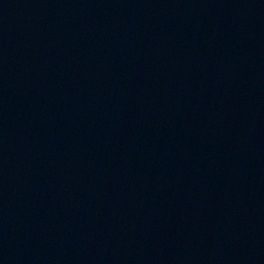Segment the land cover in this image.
<instances>
[{
    "label": "water",
    "instance_id": "1",
    "mask_svg": "<svg viewBox=\"0 0 264 264\" xmlns=\"http://www.w3.org/2000/svg\"><path fill=\"white\" fill-rule=\"evenodd\" d=\"M0 264H264V0H0Z\"/></svg>",
    "mask_w": 264,
    "mask_h": 264
}]
</instances>
